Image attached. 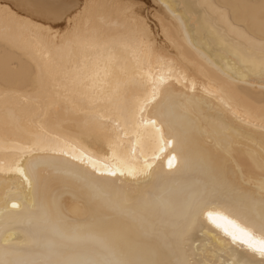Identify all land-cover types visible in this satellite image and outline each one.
Returning <instances> with one entry per match:
<instances>
[{
    "label": "snow or ice",
    "instance_id": "obj_1",
    "mask_svg": "<svg viewBox=\"0 0 264 264\" xmlns=\"http://www.w3.org/2000/svg\"><path fill=\"white\" fill-rule=\"evenodd\" d=\"M21 7L0 0V264H264V0ZM149 181L165 256L108 226L143 223L121 189Z\"/></svg>",
    "mask_w": 264,
    "mask_h": 264
},
{
    "label": "bare ground",
    "instance_id": "obj_2",
    "mask_svg": "<svg viewBox=\"0 0 264 264\" xmlns=\"http://www.w3.org/2000/svg\"><path fill=\"white\" fill-rule=\"evenodd\" d=\"M174 2L178 3L181 2V0H174ZM20 11L29 14L22 9ZM152 27L154 28L153 25ZM2 31L3 20L0 18V34H2ZM190 180L191 177L180 178L178 182H190ZM156 188L157 185L149 181L147 184H141L138 187L130 186L121 189V194L127 198L129 206L136 209L139 215L143 217L142 224L128 216L117 213H107L111 216L108 226L111 231L121 236L123 251L126 253H131L138 249H152L160 256L166 255L161 233L165 230L167 218L159 209L146 203V198L149 197L150 194H154ZM180 195V193H175L174 197L179 199ZM100 211L103 214V210L101 209ZM219 223L223 224L225 227H232V225L225 220H220Z\"/></svg>",
    "mask_w": 264,
    "mask_h": 264
},
{
    "label": "rangeland",
    "instance_id": "obj_3",
    "mask_svg": "<svg viewBox=\"0 0 264 264\" xmlns=\"http://www.w3.org/2000/svg\"><path fill=\"white\" fill-rule=\"evenodd\" d=\"M10 2L17 3V0H10ZM19 2L23 7V8L21 7V9L30 14L32 9L28 7V5H53L54 6L58 3L66 2V0H19ZM153 23H155V21ZM152 25L154 26V28L156 27V23Z\"/></svg>",
    "mask_w": 264,
    "mask_h": 264
}]
</instances>
